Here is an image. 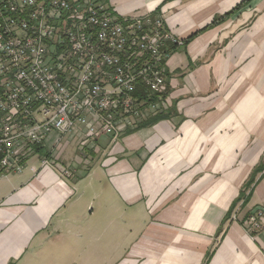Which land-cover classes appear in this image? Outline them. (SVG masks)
I'll return each mask as SVG.
<instances>
[{"label":"crops","instance_id":"crops-1","mask_svg":"<svg viewBox=\"0 0 264 264\" xmlns=\"http://www.w3.org/2000/svg\"><path fill=\"white\" fill-rule=\"evenodd\" d=\"M108 2L191 37L167 60V109L1 175L0 264H264V231L243 227L264 208V0Z\"/></svg>","mask_w":264,"mask_h":264},{"label":"built area","instance_id":"built-area-1","mask_svg":"<svg viewBox=\"0 0 264 264\" xmlns=\"http://www.w3.org/2000/svg\"><path fill=\"white\" fill-rule=\"evenodd\" d=\"M108 0H0V176L64 137L111 143L167 109V60L186 40L158 12L119 16ZM264 231V208L243 221Z\"/></svg>","mask_w":264,"mask_h":264},{"label":"rangeland","instance_id":"rangeland-1","mask_svg":"<svg viewBox=\"0 0 264 264\" xmlns=\"http://www.w3.org/2000/svg\"><path fill=\"white\" fill-rule=\"evenodd\" d=\"M64 143H65V147L54 156V159L65 164V165L75 161L74 160L75 158L76 159L81 158L82 155L87 154V151L85 149H79L78 148L79 146H77V138L74 134L64 137ZM32 159L39 160V155L38 154L32 155L30 157V160H32ZM77 165L80 166L83 164H77Z\"/></svg>","mask_w":264,"mask_h":264},{"label":"trees","instance_id":"trees-1","mask_svg":"<svg viewBox=\"0 0 264 264\" xmlns=\"http://www.w3.org/2000/svg\"><path fill=\"white\" fill-rule=\"evenodd\" d=\"M216 22H217L216 20L213 21V24L216 23ZM190 38H191V37L187 38V39H186V42H187ZM262 167H263V165H262V166H261V165L258 166V167L255 169V171H260V170L262 169ZM252 182H253V178H250L249 181H248V183L245 184V187H249V186L251 185ZM241 194H242V191H241Z\"/></svg>","mask_w":264,"mask_h":264}]
</instances>
